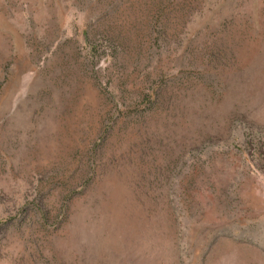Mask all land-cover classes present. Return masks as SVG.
Listing matches in <instances>:
<instances>
[{
    "label": "rangeland",
    "instance_id": "rangeland-1",
    "mask_svg": "<svg viewBox=\"0 0 264 264\" xmlns=\"http://www.w3.org/2000/svg\"><path fill=\"white\" fill-rule=\"evenodd\" d=\"M0 264H264V0H0Z\"/></svg>",
    "mask_w": 264,
    "mask_h": 264
}]
</instances>
